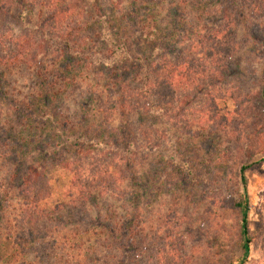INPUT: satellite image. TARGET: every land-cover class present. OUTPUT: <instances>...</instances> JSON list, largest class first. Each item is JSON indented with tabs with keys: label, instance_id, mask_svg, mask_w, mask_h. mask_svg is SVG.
Wrapping results in <instances>:
<instances>
[{
	"label": "trees",
	"instance_id": "trees-1",
	"mask_svg": "<svg viewBox=\"0 0 264 264\" xmlns=\"http://www.w3.org/2000/svg\"><path fill=\"white\" fill-rule=\"evenodd\" d=\"M210 1L0 0V65H32L41 76L37 79L39 84L34 100L12 107L15 117L23 118V126L30 133L29 139L21 138L18 132L16 147H10L13 138L9 136L1 144L5 154L0 156V161L11 166L6 175L7 185L11 184L26 202L20 208L24 218L30 223L32 218L27 214H42L40 202L50 195L46 176L57 167L73 173L70 190L77 203L93 204V194L106 189L104 187H110V192L116 190L106 184L108 181L113 185L121 183L122 193L127 196L124 202L127 208L122 206L124 216L119 218L120 224L114 220L110 213L114 211L110 209V216L106 213L96 221L95 227L99 229L97 240L102 241L104 253L108 252L105 258L93 261V258H88L92 254L84 249V254H78L74 264H132L138 257L135 237L139 235V229H136L143 224L136 212L146 210L152 198L169 184L181 186L184 193L192 187V164L177 152L178 141L170 136L167 142L169 149L162 156L164 161L156 162L158 168L150 174L146 167L150 149L145 139L151 135L150 129L155 124L154 147L158 150L161 147L158 138L160 125L169 127L164 122L167 110L171 107L170 113L174 115L180 104L190 102L192 94L202 88L198 78L202 76L199 75L202 67L207 70V60L225 64L226 59L233 55L236 44L232 46L231 36L226 38L228 26L210 30L202 21L212 7ZM236 1L242 5L250 3L256 18L264 15V0H233L237 9H241ZM161 13L170 18L169 23L158 20ZM236 13L235 19H239L241 12ZM5 18L16 21L18 33L2 24ZM92 27L94 35L85 41L87 37L82 38L83 32ZM34 30H38V38H34ZM46 33L51 35L49 44L44 40ZM94 43L100 45L101 55L97 64L93 62L92 72L97 82H105L110 89L104 91L103 100L97 105L98 114L108 124L106 128L87 122L90 101L82 102L76 118L70 121L63 114L66 108L60 97L75 81L77 67L81 63L90 64L81 56L94 55L90 52ZM175 50L174 58H169L168 55ZM70 51L74 57H70ZM48 53H57L59 59L58 62L52 60L54 67L47 73L45 59ZM107 53H111V59ZM108 61L111 63L106 64ZM261 99L264 102V86ZM132 112L137 114V125L129 117ZM116 117L118 125L109 128ZM42 127L51 132L53 141L48 147L38 145L36 133ZM73 129L81 132V139L77 145L66 147V155L72 158L62 157L57 144L66 145L73 133L65 138L64 132ZM36 148H42L41 152ZM104 151L109 158L104 170L88 172L76 164L86 156L98 161L97 157ZM236 151L240 162L236 170L233 209L241 255L231 264H244L256 239L248 224L251 203L247 174L255 166L264 164V151L256 162H250L252 156L247 148L241 146ZM31 153H41V157L33 158ZM19 155L23 158H18ZM20 159H28L29 164L24 168ZM90 176L95 185L91 189L84 188L83 180ZM6 204L8 202L0 200V229L1 213Z\"/></svg>",
	"mask_w": 264,
	"mask_h": 264
},
{
	"label": "rangeland",
	"instance_id": "rangeland-1",
	"mask_svg": "<svg viewBox=\"0 0 264 264\" xmlns=\"http://www.w3.org/2000/svg\"><path fill=\"white\" fill-rule=\"evenodd\" d=\"M210 2L212 7L202 21L210 30L228 26L226 38L231 36L232 46L236 44V48L225 64L207 60V70L202 67L199 73L202 76L198 78L202 88L192 94L190 102L180 104L174 115L170 113L171 107L167 110L164 122L169 127L160 125L158 134L161 147L158 150L154 147L155 124L150 129L151 135L145 139L150 149L146 166L150 174L158 168L156 162L164 161L162 156L169 149L167 142L170 136L178 141L177 152L192 164V187L184 193L181 186L169 184L152 198L146 210L136 212L143 220V230L141 226L136 229H139V235L135 237L138 257L132 264H231L241 255L233 209L236 170L240 162L236 150L241 146L247 148L252 156L250 162H256L263 156L264 102L261 89L264 86V15L256 18L250 3L242 5L236 1L241 5V9H237L233 0ZM238 11L241 16L235 19L238 16L235 12ZM158 20L169 23L170 18L161 13ZM2 24L15 34L19 32L16 21L5 18ZM37 31L34 30V38L39 37ZM93 35L92 27L84 30L82 38L87 37V41ZM50 36L46 33L44 40L47 44ZM100 48L98 43H94L90 52L95 54L81 56L90 64L81 63L74 71L75 81L60 94L66 108L63 114L70 121L80 111L79 105L90 101L87 122L95 127L108 126L98 114L97 105L103 100L104 91L110 89L105 82L96 81L91 69L93 62L97 64L100 59ZM176 50L168 55L169 58H174ZM71 56L74 57L72 51ZM110 56L111 53H107L109 59ZM58 59L57 53H48L45 59L47 73L54 67L52 60L58 62ZM39 77L32 65H0V156L5 154L1 144L6 136L13 138L10 147H16L18 132L21 138L29 139L30 133L23 126V118L15 117L12 107L34 100ZM129 117L137 125V114L132 112ZM117 125L116 117L109 128ZM42 128L36 133L39 136L38 145L48 147L53 141L51 132L46 127ZM70 133L73 134L66 145L57 144L61 156L66 158H72L66 155V147L77 145L81 139V132L75 129L64 132L65 138ZM36 149L39 152L42 150ZM31 156L39 159L41 153H31ZM107 156L104 151L97 157L98 161L86 156L77 160L76 164L88 172L104 170L109 162ZM18 158L23 157L19 155ZM28 161L20 159L24 168ZM10 167L0 161V200L8 202L1 213L0 264H74L76 256L84 254V249L92 254L88 258H93V261L105 258L108 252L104 253L102 241L97 240L99 229L95 224L98 217H104L106 213L109 216L113 214L114 220L120 224L119 218L124 216L122 206L127 208L124 205L127 196L122 193L124 188L121 183L113 185L108 181V186L117 189L113 192L109 191L110 187H104L106 189L101 192L98 190L93 194V204L77 203L70 190L73 173L62 167L52 169L46 176L50 195L39 205L42 214H27L32 218L29 223L20 209L26 202L11 184L7 185L6 175ZM247 178L251 203L248 224L256 239L244 264H264V164L255 166L253 171L248 172ZM86 179L83 180V187L91 189L95 182H92L91 176Z\"/></svg>",
	"mask_w": 264,
	"mask_h": 264
}]
</instances>
